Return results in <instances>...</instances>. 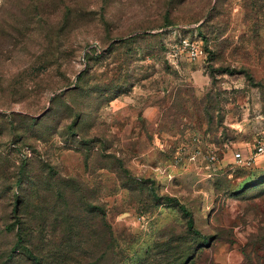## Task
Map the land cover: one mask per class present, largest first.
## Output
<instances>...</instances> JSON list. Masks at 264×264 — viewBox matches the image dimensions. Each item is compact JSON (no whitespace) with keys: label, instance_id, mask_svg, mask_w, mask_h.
Returning a JSON list of instances; mask_svg holds the SVG:
<instances>
[{"label":"rangeland","instance_id":"obj_1","mask_svg":"<svg viewBox=\"0 0 264 264\" xmlns=\"http://www.w3.org/2000/svg\"><path fill=\"white\" fill-rule=\"evenodd\" d=\"M263 139L264 0H0V264H264Z\"/></svg>","mask_w":264,"mask_h":264},{"label":"built area","instance_id":"obj_2","mask_svg":"<svg viewBox=\"0 0 264 264\" xmlns=\"http://www.w3.org/2000/svg\"><path fill=\"white\" fill-rule=\"evenodd\" d=\"M178 48V52L173 54L174 58H180L183 56V53L187 56V58L192 62H199L203 59H208V53L204 50V48L196 41H191L189 39H184L180 46H176ZM257 152L260 154L264 153V139L261 140L257 145ZM212 160H215V155H213ZM236 158L242 161V154L237 153Z\"/></svg>","mask_w":264,"mask_h":264},{"label":"trees","instance_id":"obj_3","mask_svg":"<svg viewBox=\"0 0 264 264\" xmlns=\"http://www.w3.org/2000/svg\"><path fill=\"white\" fill-rule=\"evenodd\" d=\"M208 53V56H209V52H207ZM181 210L184 212V213H186L187 214V210H186V208L185 207H183V206H181ZM193 219L191 218V217H189V226L190 227H193ZM28 251V250H27ZM28 253H29V251H28Z\"/></svg>","mask_w":264,"mask_h":264}]
</instances>
